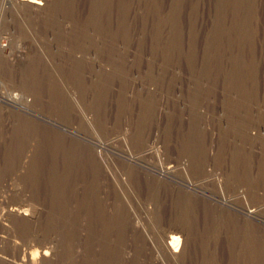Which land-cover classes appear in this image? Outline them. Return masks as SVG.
Masks as SVG:
<instances>
[{
  "label": "rangeland",
  "instance_id": "1",
  "mask_svg": "<svg viewBox=\"0 0 264 264\" xmlns=\"http://www.w3.org/2000/svg\"><path fill=\"white\" fill-rule=\"evenodd\" d=\"M45 1L0 0V95L62 129L0 109V255L264 264V0Z\"/></svg>",
  "mask_w": 264,
  "mask_h": 264
},
{
  "label": "bare ground",
  "instance_id": "2",
  "mask_svg": "<svg viewBox=\"0 0 264 264\" xmlns=\"http://www.w3.org/2000/svg\"><path fill=\"white\" fill-rule=\"evenodd\" d=\"M14 3L17 4L19 7H23L25 9L31 10V11H41V10H44L47 6V2L45 0H14ZM46 100H48V99H46ZM46 100L42 96H38V95L33 97V101L28 100L26 96H23L21 94L0 95V109H2L3 106H9V107H12L13 109H16V110L26 109L29 112L33 111L34 114L31 113L29 115L33 116L36 119L34 121L35 125L38 126L39 131L42 132L43 136L48 138L46 140L52 141L53 146L55 148H57L59 146L60 137L62 135V132H61L62 129L60 128V126L57 122L58 120L56 121L54 119L53 120L48 119V118L44 117L43 115H40L41 113L40 114L35 113V111L37 109L36 106L38 105V103L46 101ZM48 102H50V101H48ZM36 103H37V105H36ZM52 105L56 106L55 103H52ZM34 109H35V111H34ZM37 110H39V109H37ZM0 112H1V110H0ZM55 119H57V118H55ZM167 169L170 170V168H167ZM17 194H19V193H17ZM20 205H22V204H20ZM17 206H19V205H17ZM11 207L8 209V212H6L7 209L5 210V212H6V215L8 218H12L13 222H15V221L17 223H18V221L19 222H26V220L27 221L32 220L34 215H35V210H30L29 208H27L26 205L19 206V207H12V208ZM29 207L31 208V206H29ZM5 226H6V224H5ZM0 241L4 242L5 240L3 238H1ZM13 243H14V241H13ZM183 243H184V240L181 239V236H177L176 234H171L167 237V246H168L169 250L171 249L170 251H172L173 255L176 254L177 252L183 251ZM12 247L16 248L15 244H12ZM52 252L53 251L51 248H42L41 251L38 252V253H40L41 261L45 262L46 260H49L47 258H48V256H51ZM25 255L27 256L28 254H25ZM36 255H37V253H36ZM34 256H35V254L30 255V257L28 256L29 258L26 257V259L28 258L29 261L33 262V260L36 259V258H34ZM23 259H25V257L22 258V260H20V261L23 262ZM9 261H10L9 259L0 255V264H5L6 262H7V264H9L10 263ZM24 262H25V260H24ZM12 264H20V263L14 261V262H12Z\"/></svg>",
  "mask_w": 264,
  "mask_h": 264
}]
</instances>
